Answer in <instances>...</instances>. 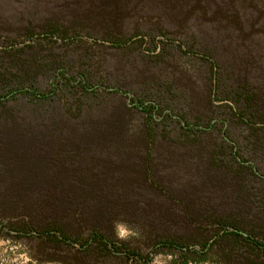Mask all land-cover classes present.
<instances>
[{
	"label": "rangeland",
	"instance_id": "rangeland-1",
	"mask_svg": "<svg viewBox=\"0 0 264 264\" xmlns=\"http://www.w3.org/2000/svg\"><path fill=\"white\" fill-rule=\"evenodd\" d=\"M79 141L132 189L107 216L35 186L89 178ZM263 197L264 0H0V264H226L207 217Z\"/></svg>",
	"mask_w": 264,
	"mask_h": 264
},
{
	"label": "trees",
	"instance_id": "trees-1",
	"mask_svg": "<svg viewBox=\"0 0 264 264\" xmlns=\"http://www.w3.org/2000/svg\"><path fill=\"white\" fill-rule=\"evenodd\" d=\"M22 79L23 81H27L25 78ZM241 92H243V90ZM235 93L238 94L239 92L236 91ZM30 145H33V143ZM96 145L97 143L87 144L85 141H79L77 147L72 146V148H66L69 149L68 151H72V170L68 169V173L66 174L72 176V181H74V178L80 174L82 176L89 177L87 180H76L71 184H54L49 186L46 184H36L35 186L46 190H51V188L54 187L64 194L71 192L72 205L76 209H79V204L81 203L86 205L89 202H96L102 212V216H107L106 214L108 211H110L109 208L111 207H121L123 201L126 200L125 198H122V196L125 195V191L129 193L132 191V189L126 190L121 188L120 186L123 184L120 182H118L119 184H116V182L98 181L97 179L106 178L107 176L112 175V173H110L112 171H108V169L112 167L111 163L109 164V162L102 160L104 163L100 166H97V163H94L97 161H92L93 156L91 157V161L86 160V162L80 161L74 163L76 157L80 158V154L83 156H88L92 149L95 150L97 147ZM98 161L100 162L101 160ZM128 200L130 202H136L137 199L131 197ZM253 203L254 204L252 208L257 212L251 214L249 217L250 223H246L243 220V217L240 218V216H238L239 214L230 212L223 215H215L213 214L214 211H212L210 213L211 215L207 217L208 223L211 225H218L221 227V229H223V233L218 236V238L213 242V245L219 243L221 240H224V242H226V246H231L230 248L226 249L227 251H231L233 257L230 259L231 261H228L226 264H249L247 259L243 260L244 253H248L249 244L255 245V247L262 249L264 253V197L261 200ZM76 205L78 206L75 207ZM166 209V213H168V210H171V208ZM185 216H188L187 223H192L193 225L197 224V217L195 220V216H189L188 213ZM115 218L116 217H112V220H115ZM170 222H177V219H170ZM52 224L54 226L55 222ZM226 227H231V230H227ZM244 233H246L247 236H244ZM91 238L92 241L96 243V246L100 247V249L108 253V255L111 253L110 246L115 251L119 249L116 239H114L110 233L104 231L103 223L99 218L93 220L91 223ZM170 241L175 247H182V237L171 238ZM202 245H204V243ZM179 251L180 252L178 256L185 262H195V259H191L192 257H190L192 253L190 250H182V248H180Z\"/></svg>",
	"mask_w": 264,
	"mask_h": 264
}]
</instances>
